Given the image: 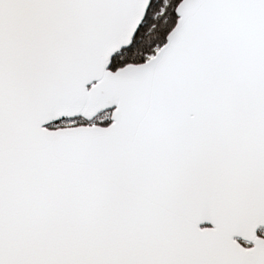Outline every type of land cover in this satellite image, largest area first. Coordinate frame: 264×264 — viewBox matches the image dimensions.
Segmentation results:
<instances>
[{"label": "snow or ice", "instance_id": "obj_1", "mask_svg": "<svg viewBox=\"0 0 264 264\" xmlns=\"http://www.w3.org/2000/svg\"><path fill=\"white\" fill-rule=\"evenodd\" d=\"M0 264H264V0H0Z\"/></svg>", "mask_w": 264, "mask_h": 264}]
</instances>
